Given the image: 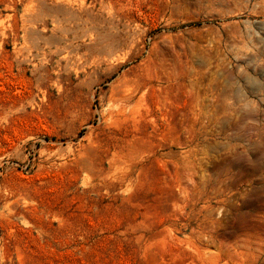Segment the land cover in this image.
<instances>
[{
  "label": "rangeland",
  "instance_id": "obj_1",
  "mask_svg": "<svg viewBox=\"0 0 264 264\" xmlns=\"http://www.w3.org/2000/svg\"><path fill=\"white\" fill-rule=\"evenodd\" d=\"M0 264H264V0H0Z\"/></svg>",
  "mask_w": 264,
  "mask_h": 264
},
{
  "label": "bare ground",
  "instance_id": "obj_2",
  "mask_svg": "<svg viewBox=\"0 0 264 264\" xmlns=\"http://www.w3.org/2000/svg\"><path fill=\"white\" fill-rule=\"evenodd\" d=\"M133 61V59H130ZM148 62V61H147ZM143 63V62H142ZM145 63V62H144ZM143 66V65H142ZM148 66V65H147ZM145 67V65L143 66ZM144 70V68H142ZM141 71V70H140ZM143 74V73H142ZM138 81V80H137ZM149 81V80H148ZM141 85V84H140ZM139 85V86H140ZM141 88V86H140ZM117 93L113 96L111 100V107L117 108L118 106L124 105L126 103H131L135 105L138 101V87L135 79L127 77L124 81H122L118 86ZM147 89V88H145ZM141 90V89H140ZM143 92V91H142ZM144 99V98H143ZM118 114H123V112H117ZM115 113H110V116H113ZM119 115V116H121ZM116 118V117H115ZM114 120V119H113Z\"/></svg>",
  "mask_w": 264,
  "mask_h": 264
}]
</instances>
